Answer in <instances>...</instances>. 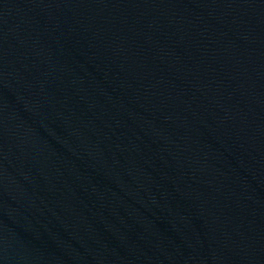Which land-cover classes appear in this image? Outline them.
<instances>
[{
  "label": "water",
  "instance_id": "obj_1",
  "mask_svg": "<svg viewBox=\"0 0 264 264\" xmlns=\"http://www.w3.org/2000/svg\"><path fill=\"white\" fill-rule=\"evenodd\" d=\"M0 264H264V0H0Z\"/></svg>",
  "mask_w": 264,
  "mask_h": 264
}]
</instances>
